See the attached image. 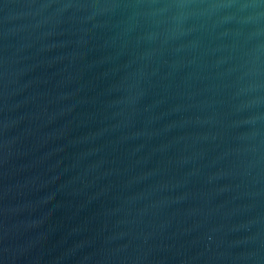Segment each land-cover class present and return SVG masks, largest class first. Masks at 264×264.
<instances>
[{
	"label": "water",
	"instance_id": "95a60500",
	"mask_svg": "<svg viewBox=\"0 0 264 264\" xmlns=\"http://www.w3.org/2000/svg\"><path fill=\"white\" fill-rule=\"evenodd\" d=\"M0 264H264V0H0Z\"/></svg>",
	"mask_w": 264,
	"mask_h": 264
}]
</instances>
